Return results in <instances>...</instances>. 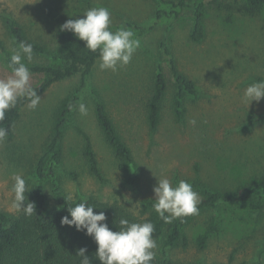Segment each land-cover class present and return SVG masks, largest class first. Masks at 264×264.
<instances>
[{
    "label": "rangeland",
    "instance_id": "374dc122",
    "mask_svg": "<svg viewBox=\"0 0 264 264\" xmlns=\"http://www.w3.org/2000/svg\"><path fill=\"white\" fill-rule=\"evenodd\" d=\"M231 2L222 0L221 5L207 8L204 38L193 43L189 40L193 24L192 0L190 6L178 11L177 15L165 16L163 12L176 9L155 0H0V40L10 54L15 46L5 32V17L16 19L29 34L40 37L50 49L57 50L60 45L54 40L56 17L82 18L84 12L93 7H105L111 12L112 31L126 28L141 41L132 61L115 73L101 71L99 60L96 62L89 87L78 102V105L87 106L88 115L81 116L77 106L64 136L62 163L55 167V181L63 194L60 198L52 193L49 176L36 180L35 167L47 145L58 102L78 87L79 77L52 86L40 96L35 110L23 108L12 140L0 145V211L10 215L20 212L11 207L13 173L23 174L29 189L38 185L52 210L69 196L71 199L97 196L136 206L143 199H155L153 188L161 176L169 178L173 185L180 180L191 184L199 180L223 193L245 183L264 182V120L250 121L251 116H264V99L250 105L242 100L245 88L256 82L264 71V8L256 16L248 17L236 13ZM158 12L161 18L157 17ZM164 40L179 71L194 81L198 96L186 99L184 120L176 123L171 106L173 82L168 58L164 57L162 71L168 90L158 128L151 132L144 102L151 92L162 55L160 44ZM42 61L32 58L29 63ZM10 74L0 54V78ZM41 82V76L32 75L34 88ZM91 91L104 101L139 166V180L133 189L121 185V176L114 169L112 154L94 120ZM190 119L197 123L191 125ZM77 127L92 140L104 183L88 172L81 155L82 142L76 134ZM72 173L76 177H72ZM29 192L25 193L26 197ZM239 211L232 214L236 211L220 206L217 211L201 215L189 229L191 239L202 232L211 216L222 221L220 227L224 231L214 234L204 252L190 248L173 256L182 261L226 264L230 252L241 241L244 245L235 264L242 260L256 263L257 253L264 248V220L245 222L247 216ZM247 213L254 216L256 212ZM261 264H264V257Z\"/></svg>",
    "mask_w": 264,
    "mask_h": 264
},
{
    "label": "trees",
    "instance_id": "16d2710c",
    "mask_svg": "<svg viewBox=\"0 0 264 264\" xmlns=\"http://www.w3.org/2000/svg\"><path fill=\"white\" fill-rule=\"evenodd\" d=\"M169 4L173 7L172 12H163V15H177L178 11L190 6V0H155ZM191 5L193 24L189 33V40L199 43L204 38V15L210 6H219L222 0H192ZM230 4V3H228ZM232 9L243 16L253 17L264 8V0H232ZM161 18V12L157 13ZM54 28V40L60 47L57 50L50 49L44 44L40 37L29 34L19 21L12 17H5L3 25L6 34L11 38L15 47L21 41L33 45V58H39L44 62L29 63L24 61L30 68L32 75L41 76L42 82L36 87L37 94L42 96L52 86L68 81L76 76L79 77L78 87L68 92L59 102L54 111L51 122L50 133L44 153L38 158L35 167L37 181L49 176L52 182V193L62 197L55 181V167L61 165L64 154V136L72 114L77 109L80 95L88 89L92 71L99 60L98 52H91L84 47V42L78 40L73 33L61 31L60 26L67 20L61 16L56 17ZM162 55L157 64V71L152 84L150 95L144 102L145 116L151 132L157 130L160 123L162 106L166 98L168 86L165 75L162 71V61L168 58L171 78L173 82L172 112L176 123H181L186 114V99L197 98L198 93L194 81L179 71L170 50L164 40L160 44ZM0 54L6 65L10 60V53L3 41L0 40ZM10 69V68H9ZM264 69V65H263ZM11 70V69H10ZM264 80L262 76L256 81ZM93 96V116L98 130L105 145L110 150L114 159V169L121 176V185L133 189L139 180V166L135 161L132 150L125 142L113 119L110 117L104 101L91 91ZM27 100H20L17 106L6 113L5 120L0 126L8 129V136L5 141L12 140L14 128L18 122L21 112L27 106ZM264 120V116H251V123ZM76 134L82 142L81 155L86 163L91 177L98 182L104 183L105 178L99 168L97 155L90 136L81 128H76ZM1 145V143H0ZM48 167V168H47ZM72 177H76L74 173ZM192 186L201 197L199 214L183 217L174 220L172 223H165L154 211L155 199L146 198L137 203L136 206H127L117 201L103 200L97 196L76 197L73 199L63 198L59 206L52 210L49 201L38 185H34L27 196L25 207L28 201L36 205L35 213L27 216L20 211L16 215H10L0 211V264H80L81 257L77 256L80 248H87V255L92 264H100L95 258L97 245L94 240L78 232L74 227L61 226V218L69 215L68 208L80 202H87L94 207V212L103 211L107 217V224L114 231L120 230L119 220L128 219L130 222L151 221L155 225L154 238L157 240L155 259L151 264H207L203 260H179L173 254L187 252L195 248L198 253L204 252L214 234L224 231L220 224L222 221L211 216L207 220L206 227L194 239L190 238L189 229L193 223L203 214L210 211H217L220 206H226L245 214L248 219H255L256 223L264 220V182L245 183L237 186L234 190L223 193L209 185L195 180ZM249 213H255L254 216ZM69 218H71L69 216ZM228 256L226 264H235L236 258L243 248L241 241H238ZM192 246V247H191ZM242 252V251H241ZM264 257L263 250L257 253L256 263L261 264ZM251 264L249 260H242L237 264ZM217 264V263H211Z\"/></svg>",
    "mask_w": 264,
    "mask_h": 264
},
{
    "label": "clouds",
    "instance_id": "9594fccd",
    "mask_svg": "<svg viewBox=\"0 0 264 264\" xmlns=\"http://www.w3.org/2000/svg\"><path fill=\"white\" fill-rule=\"evenodd\" d=\"M112 14L105 7H93L86 10L82 18L69 19L60 26L61 31H69L91 52H98V67L101 71L117 72L127 66L133 59L134 53L141 47L140 39L135 33L126 28L111 30ZM33 45L21 41L17 47L11 49L8 67L11 74L0 78V123L5 120L6 113L15 108L20 100H27V107L35 110L40 104L41 97L31 84L32 73L24 62H31ZM264 99V80L249 84L243 93V102L250 105L259 104ZM78 112L81 116L88 115V108L79 103ZM189 123L195 125V119ZM8 129L0 126V143L8 136ZM14 183L11 192L14 198L11 207L16 211H23L27 216L35 213L36 205L27 200L26 192L30 191L27 181L21 173H13ZM155 195L154 211L165 223H172L176 219L199 214L201 197L194 190L191 183L180 180L173 185L166 176L157 178L153 188ZM71 199V196L68 197ZM94 207L87 202L77 203L68 208L69 215L61 218V226L74 227L78 232H84L97 245L95 258L100 264H151L155 259L157 240L153 234L155 225L151 221L130 222L128 219L119 220L120 230L114 231L107 224L105 212H94ZM69 216L71 218H69ZM87 248H80L77 256L81 257L80 264H92L85 255Z\"/></svg>",
    "mask_w": 264,
    "mask_h": 264
}]
</instances>
